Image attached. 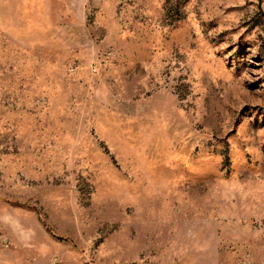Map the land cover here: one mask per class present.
Returning <instances> with one entry per match:
<instances>
[{
  "label": "rangeland",
  "instance_id": "374dc122",
  "mask_svg": "<svg viewBox=\"0 0 264 264\" xmlns=\"http://www.w3.org/2000/svg\"><path fill=\"white\" fill-rule=\"evenodd\" d=\"M0 264H264V0H0Z\"/></svg>",
  "mask_w": 264,
  "mask_h": 264
}]
</instances>
